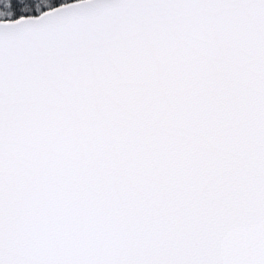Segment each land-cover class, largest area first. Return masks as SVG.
Wrapping results in <instances>:
<instances>
[{
	"label": "snow or ice",
	"instance_id": "6c2138e0",
	"mask_svg": "<svg viewBox=\"0 0 264 264\" xmlns=\"http://www.w3.org/2000/svg\"><path fill=\"white\" fill-rule=\"evenodd\" d=\"M0 264H264V0H0Z\"/></svg>",
	"mask_w": 264,
	"mask_h": 264
}]
</instances>
